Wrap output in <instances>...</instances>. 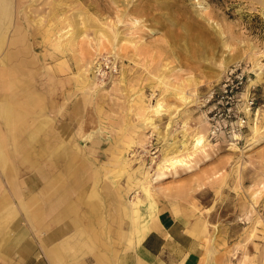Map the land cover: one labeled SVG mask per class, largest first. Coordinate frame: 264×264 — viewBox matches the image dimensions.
<instances>
[{"label":"rangeland","instance_id":"rangeland-1","mask_svg":"<svg viewBox=\"0 0 264 264\" xmlns=\"http://www.w3.org/2000/svg\"><path fill=\"white\" fill-rule=\"evenodd\" d=\"M0 35V72L13 71L6 88L0 73V131L10 138L9 104L28 143L5 145L0 173L9 187L13 168L26 223L82 234L73 264L134 249L151 205L199 226L203 264H264V0L0 1ZM241 62L258 107L239 143L217 142L204 102ZM42 171L69 184L62 206Z\"/></svg>","mask_w":264,"mask_h":264},{"label":"crops","instance_id":"crops-1","mask_svg":"<svg viewBox=\"0 0 264 264\" xmlns=\"http://www.w3.org/2000/svg\"><path fill=\"white\" fill-rule=\"evenodd\" d=\"M6 132L0 131V147ZM11 159L1 157L0 164L14 163ZM11 173L7 175L9 187L4 185L0 173V264H73L72 253L67 247L76 243L72 239L77 233L70 241L64 236V226L46 227L40 221L26 223L14 197L23 194L19 192L22 189L15 184L16 179ZM10 211L20 212L21 215L17 219L10 218ZM144 214L142 224L147 230L141 241L136 239L134 249L116 258L98 253L96 264H203L202 236L197 224L177 215L170 208L156 210L151 205ZM77 237L83 236L79 233L75 236L76 240Z\"/></svg>","mask_w":264,"mask_h":264},{"label":"built area","instance_id":"built-area-1","mask_svg":"<svg viewBox=\"0 0 264 264\" xmlns=\"http://www.w3.org/2000/svg\"><path fill=\"white\" fill-rule=\"evenodd\" d=\"M258 90L250 63L230 67L211 87L204 102L209 137L217 142L239 143L258 107Z\"/></svg>","mask_w":264,"mask_h":264},{"label":"bare ground","instance_id":"bare-ground-1","mask_svg":"<svg viewBox=\"0 0 264 264\" xmlns=\"http://www.w3.org/2000/svg\"><path fill=\"white\" fill-rule=\"evenodd\" d=\"M1 2H5L7 5H8V0H0ZM1 38H2V35H0V41H1ZM59 43V42H58ZM5 59L7 58V56L5 55V57H4ZM1 75L4 77L3 79V87L4 88H6V86H7V84H8V81L10 80V75L13 73V71L12 70H9V69H3V70H1ZM259 74H260V72H259ZM12 86V85H11ZM3 90V89H2ZM184 99V98H183ZM160 102H162V101H160ZM157 103V104H159L158 106L160 107L161 106V103ZM163 105V104H162ZM160 109V108H159ZM156 111V110H155ZM2 116H3V118L6 120V122H7V124H8V127H9V129H8V131H9V133L11 134V136H10V138L8 139H4V138H2L1 139V147H0V156L2 157V159L4 158V159H11V158H13L12 157V155L10 154V153H8L7 154V152L4 150L5 149V145L6 144H8V143H12L13 145H14V148H15V151H17V152H19V150L20 149H22V148H20V147H23V146H27V144H17L16 142H15V138H17V129L18 128H21L22 127V124H23V122H22V119L20 120V117H19V115H17V113H16V111L11 107V105H9V104H7V105H5V106H3V108H2ZM254 119V118H253ZM253 122V124H254V121H252ZM258 124H259V121H258ZM252 125V124H251ZM258 126L259 125H252V127L254 128V129H256V132L258 131ZM260 127V126H259ZM259 130H260V128H259ZM35 135V134H34ZM4 136H5V134H4ZM195 146L196 147H202V146H205L207 143H208V139H207V136H206V134H204V133H198L197 135H195ZM9 141V142H8ZM14 141V142H13ZM30 148V147H29ZM0 157V158H1ZM27 158L28 157H26V156H22L21 158H20V161H24L25 159L27 160ZM3 161V160H2ZM167 162H169V160L167 161ZM177 162V161H176ZM171 164H175V162H170ZM69 169L70 170H72L73 172L74 171H76V169H77V166L75 165L74 167H73V169H72V166H69ZM11 170H12V168L10 167H7V172L8 173H11ZM72 171L71 172H69L70 174L72 173ZM40 175H42V177H45V185H44V189H43V192L44 193H49L50 195H53L54 193H56L57 194V196L58 197H56V199H52L50 202H49V205H53V204H58L59 206H62L63 205V203H66V201H67V196H66V192L68 193L69 192V184L68 183H61L60 185H56L55 183V181L54 180H52L49 176V173H47L46 171H42V174H40ZM77 179H78V177H77V175H75V177H74V179H73V184H76V182H77ZM63 180V179H62ZM65 180V179H64ZM70 181H71V178H70ZM70 181H69V183H70ZM32 187H33V185H32ZM68 195V194H67ZM133 203V204H132ZM131 206L132 207H134V209H133V211L134 212H138L139 213V210H140V207H139V205H138V201L137 202H134V201H132L131 202ZM136 206L138 207V208H136ZM66 210H68V208H66ZM75 210V208L74 207H70L69 208V211H74ZM141 215V214H140ZM34 216L36 217V214H34ZM74 222H76V220H74ZM141 228L139 229V227H138V229L140 230V234H139V237H138V240L139 241H141L142 240V238L144 237V235H145V233H146V230H147V228L145 227V226H143V224H141V226H140ZM193 230V229H192ZM194 231V230H193Z\"/></svg>","mask_w":264,"mask_h":264}]
</instances>
